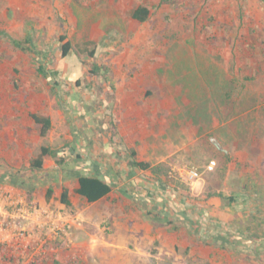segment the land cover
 Segmentation results:
<instances>
[{
    "label": "rangeland",
    "instance_id": "374dc122",
    "mask_svg": "<svg viewBox=\"0 0 264 264\" xmlns=\"http://www.w3.org/2000/svg\"><path fill=\"white\" fill-rule=\"evenodd\" d=\"M63 34L73 48L54 93L10 40L57 55ZM30 113L51 118L46 136ZM71 141L100 158L108 141L148 168L87 204L54 158L30 166L41 145ZM0 173V264H264V245L247 242L264 234V0H0ZM211 192L240 197L203 201ZM179 200L200 226L180 239L162 213ZM101 209L116 215L86 218ZM209 218L228 222L227 242L209 237Z\"/></svg>",
    "mask_w": 264,
    "mask_h": 264
},
{
    "label": "trees",
    "instance_id": "16d2710c",
    "mask_svg": "<svg viewBox=\"0 0 264 264\" xmlns=\"http://www.w3.org/2000/svg\"><path fill=\"white\" fill-rule=\"evenodd\" d=\"M132 17L134 19H137L140 22H144L148 19L150 15V9H148L144 5H138L132 12ZM12 45L16 48H19L21 50H30L33 51L35 54L34 58V65L36 68V72L38 75L43 77L51 87V91L54 93H57L61 89V84L57 77L62 73V68L64 66L65 58L71 53L73 44L72 42L67 38L66 34L60 35L58 37V41L60 43V47L58 48V54L53 55L50 51H44L43 49L39 50V53L36 52L34 49V45L30 39L28 41L31 42V46H24L22 44H19L16 40H10ZM85 44H90V41H86ZM43 50V51H42ZM94 51H89V55L93 56ZM92 73L95 71L94 66L90 70ZM78 80H76V83L78 84ZM68 103L74 105L73 111H77V106L79 105V102L82 101V95L79 92L78 88H75V90L68 91ZM83 115V113H82ZM84 116V115H83ZM31 119L39 125V135L44 137L48 134L49 130L52 127L51 118L47 115H38L37 113H30ZM85 117V116H84ZM77 149H83L82 145H79V143L71 141L65 143L63 146L59 148H52L47 145H41L39 149V153L31 160L30 166L34 169H42L43 161L46 156H50L54 158L55 164H56V170L64 177L72 178L74 179V182L76 184L74 188V193L81 197L85 203H92L97 201L100 198L107 197L112 189L113 183L111 175L108 173L103 174L105 170H101L99 168H95L96 170H92L94 163L90 160H85L84 156L77 151ZM135 152L132 151V154L129 159V166L134 168L129 172V177L132 176V174H137L136 171L145 170L148 168V165L145 163H142L141 161H137L135 158H133ZM136 172V173H135ZM9 179V175L5 173H0V182L3 180ZM146 182L141 176H136L133 179H131V185L132 186H140L142 187L146 192L149 191V188L145 187L143 184ZM145 187V188H144ZM50 195L51 189H48ZM70 191L67 188V186H63L61 193H60V202L64 204L65 206H70L71 199L69 198ZM130 195V194H129ZM225 198L227 199V203H232V201L238 200L240 197V192L238 193H232L228 196H223L221 192H211L208 193L206 198L203 201H206L207 198H211L212 200L216 201V198ZM211 199L207 200L210 201ZM246 199V198H244ZM181 200L177 201L175 205L171 206L170 209L166 207V205H162L164 214H169L171 218H166L164 221L166 224L171 225L173 224V227L171 229V232L173 234H177V238H181L179 236L180 233H185L186 231H189L191 226L195 224L194 232L198 233L199 225L197 224L198 218H192L186 211V203H181ZM229 205V204H228ZM178 206L180 208L178 209ZM200 212V211H197ZM162 213H156V215H161ZM163 215V214H162ZM156 217V216H155ZM178 218V219H177ZM156 219V218H155ZM160 221H163L162 218H157ZM210 224L207 225H215L219 227V233L217 230L214 229L215 226H207L206 233L210 235L211 238L220 239L221 241L227 242V238L225 235L226 233H229L228 228V222H223L220 220H213V218H209ZM262 222V221H260ZM189 227V228H188ZM223 231V232H222ZM248 243H256L258 247H261L264 245V234L259 236V233H254L253 236L248 238ZM232 243V242H231ZM230 243V244H231ZM225 246L223 244L219 245V248H224ZM189 249V246H186V250Z\"/></svg>",
    "mask_w": 264,
    "mask_h": 264
},
{
    "label": "crops",
    "instance_id": "0c3cea01",
    "mask_svg": "<svg viewBox=\"0 0 264 264\" xmlns=\"http://www.w3.org/2000/svg\"><path fill=\"white\" fill-rule=\"evenodd\" d=\"M133 12V11H132ZM132 14V13H131ZM131 18L133 19V20H137V19H134L133 17H132V15H131ZM138 21V20H137ZM140 22V21H139ZM84 142H83V140L81 141V144H83ZM128 144V140L127 139H124L123 140V148H125L126 147V145ZM119 149V148H118ZM126 149V148H125ZM125 149H119V150H115L114 151V148H113V146L110 144V143H108V141H107V145H106V149H103L102 151H103V153H102V155H103V157L102 158H100V157H96V155H88V156H86V157H84V159L85 160H90V161H93V162H95L94 163V165L95 166H98L99 167V169H103V168H106V170L104 171V172H102L103 174H106V173H108L109 175H111V178L113 177V176H115V175H118V174H126L127 173V170H133L134 168L132 167H130L129 166V159H130V156H131V154H132V152H130L129 154L125 151ZM133 158H135L137 161H139L138 160V155H136V153H134V155H133ZM111 159H114V162L115 161H117V163L119 164V169L120 170H115L114 168H113V166H112V164H110V162H108V161H110ZM144 170H139V172H143ZM111 172V173H110ZM138 172V171H137ZM125 190H126V188H119L117 191L121 194V195H127V194H129V192L127 193V191L125 192ZM112 191H114V188H112L111 189V192ZM110 192V193H111ZM78 196V195H77ZM78 198L80 199L81 197H79L78 196ZM105 198V197H104ZM101 199L102 198H100V199H98L97 201H95V202H92V203H87V204H93V203H98V202H100L101 201ZM82 200V199H81ZM83 201V200H82ZM84 202V201H83ZM71 203H72V201H71ZM71 206V205H70ZM85 209H86V207H85ZM83 211H84V209H83ZM85 213V216H86V218H108V219H112L116 214L115 213H109L108 211H104L103 209H101V210H97V211H95L94 213H93V215H91V214H87L86 215V212H84Z\"/></svg>",
    "mask_w": 264,
    "mask_h": 264
},
{
    "label": "built area",
    "instance_id": "2783aa9c",
    "mask_svg": "<svg viewBox=\"0 0 264 264\" xmlns=\"http://www.w3.org/2000/svg\"><path fill=\"white\" fill-rule=\"evenodd\" d=\"M212 163H214V162H210V164H209L207 167H208V168H212ZM189 174H190V175H195V176H196L198 173H197L196 171L192 170V171L189 172Z\"/></svg>",
    "mask_w": 264,
    "mask_h": 264
}]
</instances>
